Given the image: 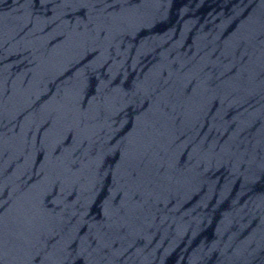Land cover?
<instances>
[{"label":"water","instance_id":"1","mask_svg":"<svg viewBox=\"0 0 264 264\" xmlns=\"http://www.w3.org/2000/svg\"><path fill=\"white\" fill-rule=\"evenodd\" d=\"M0 264H264V0H0Z\"/></svg>","mask_w":264,"mask_h":264}]
</instances>
